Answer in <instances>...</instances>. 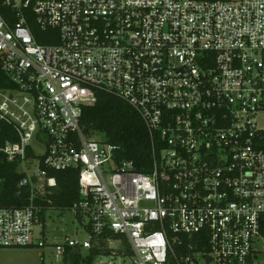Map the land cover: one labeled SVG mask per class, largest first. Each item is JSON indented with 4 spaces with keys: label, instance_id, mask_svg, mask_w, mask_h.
<instances>
[{
    "label": "built area",
    "instance_id": "built-area-1",
    "mask_svg": "<svg viewBox=\"0 0 264 264\" xmlns=\"http://www.w3.org/2000/svg\"><path fill=\"white\" fill-rule=\"evenodd\" d=\"M1 8L10 85L0 86V154L18 162L31 197L0 207V248L46 245L34 244L35 199L57 185L50 171L77 169L71 210L87 237L55 245L62 264L94 249L92 264H264V0ZM100 89L138 111L152 138L150 171L84 132Z\"/></svg>",
    "mask_w": 264,
    "mask_h": 264
},
{
    "label": "trees",
    "instance_id": "trees-1",
    "mask_svg": "<svg viewBox=\"0 0 264 264\" xmlns=\"http://www.w3.org/2000/svg\"><path fill=\"white\" fill-rule=\"evenodd\" d=\"M4 12V9H0ZM41 43H52L38 37ZM9 86V80L1 66L0 86ZM98 99L93 105L84 108L82 127L88 135L103 134L108 143L121 147V157L133 160L139 171H150L153 162L152 138L138 111L121 97L106 90H98ZM24 175L18 170V162L8 161L0 154V179L5 188L0 193V207H24L30 203L31 189L19 185ZM48 176L56 179V186H46V194L35 199L40 206V218L52 207L71 210L79 200V170H52ZM77 217H80L77 215ZM37 247V246H31ZM71 251L70 249L68 250ZM81 251H71L65 256V264H92V256Z\"/></svg>",
    "mask_w": 264,
    "mask_h": 264
},
{
    "label": "rangeland",
    "instance_id": "rangeland-1",
    "mask_svg": "<svg viewBox=\"0 0 264 264\" xmlns=\"http://www.w3.org/2000/svg\"><path fill=\"white\" fill-rule=\"evenodd\" d=\"M101 137L104 138V135ZM67 236L80 239L87 237L76 213L55 207L47 209L40 218L34 235V244L46 241V245L41 248H0V264H62L57 260L55 245L64 242ZM82 252L87 255L85 250Z\"/></svg>",
    "mask_w": 264,
    "mask_h": 264
},
{
    "label": "water",
    "instance_id": "water-1",
    "mask_svg": "<svg viewBox=\"0 0 264 264\" xmlns=\"http://www.w3.org/2000/svg\"><path fill=\"white\" fill-rule=\"evenodd\" d=\"M4 187H5V181L2 180V181H0V193L3 192Z\"/></svg>",
    "mask_w": 264,
    "mask_h": 264
}]
</instances>
